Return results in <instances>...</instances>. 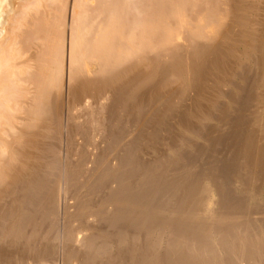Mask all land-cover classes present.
Here are the masks:
<instances>
[{
  "label": "bare ground",
  "instance_id": "1",
  "mask_svg": "<svg viewBox=\"0 0 264 264\" xmlns=\"http://www.w3.org/2000/svg\"><path fill=\"white\" fill-rule=\"evenodd\" d=\"M49 259L264 264V0H0V264Z\"/></svg>",
  "mask_w": 264,
  "mask_h": 264
},
{
  "label": "rangeland",
  "instance_id": "2",
  "mask_svg": "<svg viewBox=\"0 0 264 264\" xmlns=\"http://www.w3.org/2000/svg\"><path fill=\"white\" fill-rule=\"evenodd\" d=\"M22 4V3H21ZM5 26H7L6 24H5ZM51 260L49 259L48 261H47V264H50L51 262H50ZM58 264H60L59 263V261H58Z\"/></svg>",
  "mask_w": 264,
  "mask_h": 264
}]
</instances>
